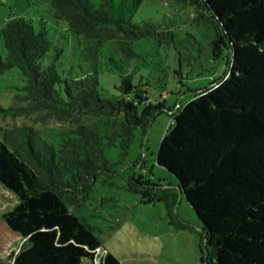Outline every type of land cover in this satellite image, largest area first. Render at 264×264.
I'll return each instance as SVG.
<instances>
[{"label": "trees", "instance_id": "trees-1", "mask_svg": "<svg viewBox=\"0 0 264 264\" xmlns=\"http://www.w3.org/2000/svg\"><path fill=\"white\" fill-rule=\"evenodd\" d=\"M143 1L49 0L53 18L77 39L91 68L82 77L60 72L58 59L67 56L45 26L12 17L0 28V73L17 68L26 81L9 107L0 105V117L54 121L64 132L57 144L33 125L0 133V186L15 198L0 218V261L27 241L10 264H97V258L122 264L103 249L101 230L73 210L92 198L99 178L111 184L135 132L146 135L165 109V96L151 102L131 74L121 75L119 95L99 91L107 49L127 62L142 40L176 44L169 25L133 22ZM162 1L171 12L191 7L192 23L213 29L211 55L220 59L227 52V72L173 114L156 163L174 175L200 220L208 264H264V0ZM113 148L116 162L106 156ZM141 180L126 177L128 190L144 204L163 202L173 223L188 229L176 218L174 189Z\"/></svg>", "mask_w": 264, "mask_h": 264}, {"label": "rangeland", "instance_id": "rangeland-1", "mask_svg": "<svg viewBox=\"0 0 264 264\" xmlns=\"http://www.w3.org/2000/svg\"><path fill=\"white\" fill-rule=\"evenodd\" d=\"M169 11L162 0L143 1L133 16V22L151 20L169 25L177 34L176 44L170 47L155 39H145L136 46L137 56L122 61L118 54L105 51L98 68L99 91L107 97L119 95L120 77L131 74L134 85H143L151 102L163 100L165 109L156 114L146 135L135 132L129 154L120 164L119 175L111 184H103L101 178L94 185L92 198L74 209L88 222L98 227L102 247L122 264H208L209 256L205 234L196 213L185 197L179 194L177 180L156 163L161 139L173 114L194 95L221 80L227 72V52L220 59L211 55L210 39L213 29L205 24L192 23L188 9ZM12 17L31 19L37 29L45 26L52 44L64 49L65 56L58 59V69L65 76L82 77L91 68L80 55L77 39L63 30L62 22H56L51 14L49 0H0V28ZM0 37V51L3 53ZM105 47H108L106 45ZM112 56L114 62L108 60ZM26 81L17 68L0 73V105L9 107L16 95L23 93ZM33 125L42 137L57 144L64 133L54 121L35 123L33 119L0 117V133L6 128ZM111 162L119 159L118 150L106 154ZM144 171L146 173H144ZM133 174L142 184L173 188L176 194V218L188 229L178 228L167 215L163 202L144 204L141 197L128 190L126 177ZM15 198L0 186V218L13 208ZM27 245L23 241L0 264H10L13 256ZM99 249L97 256L105 251ZM97 264H100L97 258Z\"/></svg>", "mask_w": 264, "mask_h": 264}, {"label": "built area", "instance_id": "built-area-1", "mask_svg": "<svg viewBox=\"0 0 264 264\" xmlns=\"http://www.w3.org/2000/svg\"><path fill=\"white\" fill-rule=\"evenodd\" d=\"M165 96V95H164Z\"/></svg>", "mask_w": 264, "mask_h": 264}]
</instances>
